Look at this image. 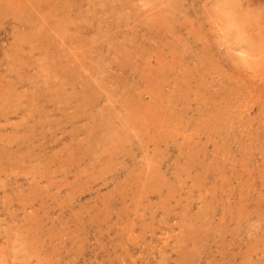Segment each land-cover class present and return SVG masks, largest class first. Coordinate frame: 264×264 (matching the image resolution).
<instances>
[{
	"label": "rangeland",
	"instance_id": "obj_1",
	"mask_svg": "<svg viewBox=\"0 0 264 264\" xmlns=\"http://www.w3.org/2000/svg\"><path fill=\"white\" fill-rule=\"evenodd\" d=\"M0 264H264V0H0Z\"/></svg>",
	"mask_w": 264,
	"mask_h": 264
}]
</instances>
